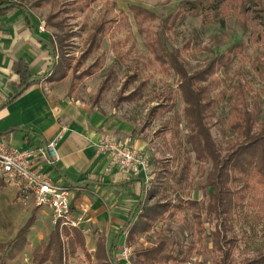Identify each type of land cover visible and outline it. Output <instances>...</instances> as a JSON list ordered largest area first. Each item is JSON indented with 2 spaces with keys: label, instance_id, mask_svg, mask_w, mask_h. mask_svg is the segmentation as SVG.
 Returning <instances> with one entry per match:
<instances>
[{
  "label": "rangeland",
  "instance_id": "1",
  "mask_svg": "<svg viewBox=\"0 0 264 264\" xmlns=\"http://www.w3.org/2000/svg\"><path fill=\"white\" fill-rule=\"evenodd\" d=\"M182 1L93 0L88 9L76 14L66 10L71 0H50L44 4L40 13L44 28L54 41L67 37V40L62 42L66 44L69 55L67 63L71 67L65 76L69 95L80 100L89 109L95 108L102 114L116 119L118 126L124 128L126 134L139 139L140 147L150 154L151 160L147 189L152 186L162 187L164 182L165 193L172 202L178 195L193 200L201 199L200 185L204 177L195 172L194 155L186 142L188 130L183 118V104L179 96L176 75L173 72L162 71L156 62L151 61V56L144 46L146 32H141L137 26L128 8L130 4L142 6L156 13L157 19L149 25L144 23L142 28L148 25L150 30L161 34L170 49L179 51L180 58L189 71L203 66L215 52H222L238 42L243 44L236 48L230 68L220 69L216 73L220 85L212 90L213 95L221 89L226 90L225 96L213 109L214 114L208 118L211 135L222 153L225 152L231 136L225 126L229 109L227 95L237 82L245 84L248 106L256 113V124L264 123V77L255 69L257 60H264V39L250 37L232 16L224 21L208 23L188 13L176 15ZM50 14H56L53 21L61 22L60 29L48 26L47 18ZM104 15L108 19H123L113 23L104 36L99 50L82 63L77 71L72 70L85 49L84 40L88 28ZM165 19L168 20L166 28L162 26ZM187 43L189 46L185 47ZM96 58L99 59L98 66L90 74L77 78L79 72ZM132 76L136 77L131 79ZM104 81H107V86L98 96V90ZM142 82H145V85L140 99L133 101L122 99ZM167 94L172 107L151 114L149 109L152 106L167 102ZM175 122H178L177 125ZM187 157H190L193 163L188 179L185 183L177 184L174 177L179 175ZM155 201L154 198L145 202L151 205ZM4 208V206L0 208V242L11 241L15 228H22L19 225L21 220H7L6 211L2 214ZM142 210L141 208L140 211ZM249 212L252 216L247 215ZM35 215V231L45 240L54 226L53 218L49 210L36 209ZM11 216H15L13 212ZM136 217L137 210L133 212L130 221ZM214 224L215 220L204 223V239L199 247L195 244L197 235L190 211L184 209L173 216H168L165 212L162 221L156 222L149 231L133 233L130 239L125 232L116 254L121 264H147L142 252L153 247L160 239H165L167 251H177L191 244L199 249L200 255L192 254L190 259L182 264H211V253L208 250L211 245L209 233L214 229ZM227 236L233 238L228 264H239L244 259L254 256L259 250L264 249V211L250 207L245 208L243 212H236ZM109 243L108 241L107 244ZM125 246L128 252L122 255L121 249ZM0 254L5 257L7 251ZM88 262L87 256L79 248H75V251L67 256V264Z\"/></svg>",
  "mask_w": 264,
  "mask_h": 264
},
{
  "label": "trees",
  "instance_id": "2",
  "mask_svg": "<svg viewBox=\"0 0 264 264\" xmlns=\"http://www.w3.org/2000/svg\"><path fill=\"white\" fill-rule=\"evenodd\" d=\"M92 1L71 0L68 4L69 8L66 10L80 14L90 7ZM47 2L50 0H36L32 5L41 6ZM8 4L11 7L22 8V4L18 2ZM128 8L140 31L146 32L144 46L151 56V61L156 62L162 71L173 72L176 75L179 96L183 104V118L188 130L186 142L190 146V152L194 155L195 172L204 177L200 185L202 198L193 200L178 195L172 202L169 195L165 193L164 182L162 187L152 186L149 190H143V194L140 195L136 203L138 204L136 207L137 217L120 228L119 237L115 243L116 237L112 239L110 244H107L103 236H98L95 251L91 255L86 250L85 238L80 229L60 227L59 223H55L47 240L31 250V263L67 264L68 254L73 253L75 248H79L87 256L88 264H121L118 254H116L120 247L118 241L121 235L126 232L130 239L133 233L147 232L156 222L162 221L165 212L168 216H173L175 213L187 209L193 218L194 230L197 235L195 244L199 247L204 239V223L215 220V227L209 233L210 261L211 264H228L233 238L228 237L227 232L231 228L233 215L250 207L264 211V123L256 124V113L248 106L245 84L237 82L227 95L229 109L225 126L230 131L231 136L224 153L214 141L208 124V118L214 114L213 109L226 94V90L223 89L214 95L212 94V90L220 85L216 73L220 69L228 70L230 68L236 48L243 44L238 42L222 52L217 51L203 66L189 71L181 60L179 51L170 49L162 35L153 32L148 27L157 19L156 13L135 4H130ZM185 13L192 17H200L202 21L208 23L224 21V19L232 16L250 37L264 39V0H183L176 15ZM55 15L50 14L48 16L47 24L50 27L60 29L61 22L53 21ZM27 17L31 22L29 14ZM122 19H108L104 15L88 28L84 40L85 49L81 52L72 70L77 71L82 63L99 50L107 31L113 23H118ZM167 21L166 19L162 21L164 28H166ZM144 23L148 25L142 28ZM65 40H67L65 36L58 41H54L52 36L47 40L48 45H51L54 50L56 62L52 67L50 64L42 78L36 82L42 79L58 82L65 78L67 70L71 69L70 64L67 63L69 55L66 51V44L62 42ZM188 46L187 43L185 47ZM98 61L99 59L96 58L76 77L80 79L90 74L98 66ZM255 69L260 76L264 77V60L258 59ZM15 72L19 78L18 89L35 78L29 73L26 62L22 60L16 62ZM135 77L132 76L131 79ZM106 83L107 81H104L100 86L98 96L106 88ZM30 85L26 86L20 93ZM144 85L145 82L138 84L122 99L127 101L140 99ZM20 93L15 96L12 95L10 99L15 98ZM169 100L167 94V102L155 104L149 109L150 113L153 114L160 109H170L172 104L168 102ZM177 123L175 122L176 125ZM192 165L190 157H187L179 175L174 177L177 184L187 181ZM207 167L208 169H206ZM145 198L146 200L155 198L156 201L148 205ZM141 208L142 211H140ZM247 215L252 216L251 212ZM33 220L34 217L31 216L13 240L0 242V253L7 251L5 257L0 254V264H10L23 249L26 241L25 234ZM204 247L207 248V246ZM166 248L167 241L160 239L153 247L142 252L143 259L147 264H182L187 262L192 254H201L199 249L192 244L177 251H167ZM239 264H264V249L259 250L254 256L244 259Z\"/></svg>",
  "mask_w": 264,
  "mask_h": 264
},
{
  "label": "crops",
  "instance_id": "3",
  "mask_svg": "<svg viewBox=\"0 0 264 264\" xmlns=\"http://www.w3.org/2000/svg\"><path fill=\"white\" fill-rule=\"evenodd\" d=\"M35 1L0 0V5L21 3V7L26 10L16 6L0 9V142L34 151L33 164L40 167L53 182L70 187L71 208L74 211L86 210L87 232L83 235L86 250L92 255L98 236H103L106 243H111L120 228L127 223L142 189L147 190L148 182L142 176H126L113 167L108 156L97 151V141L104 134H112L132 146L141 147L139 139L126 134L125 129L118 126L116 119L95 108L89 109L80 100L69 95L66 78L58 82L42 79L10 99L18 89L19 78L15 72L18 60L26 62L33 77L45 73L51 64L47 48V40L51 36L40 18L45 3L33 6ZM27 14L30 15L31 22ZM40 26L43 30L39 29ZM56 106L61 111L59 119L54 112ZM52 139H57L59 156L53 165L37 152L39 147ZM1 206L5 207L2 214L6 211L7 220L22 221L19 223L20 227L31 216L34 217L25 234L23 249L11 261V264H32L31 250L47 240L35 231V211L49 209L35 207L32 203L23 205L17 202L15 189L2 181L0 208ZM12 212L14 217H10ZM19 229L15 228L12 240ZM94 231L97 232L94 234ZM123 235L119 238V245Z\"/></svg>",
  "mask_w": 264,
  "mask_h": 264
},
{
  "label": "built area",
  "instance_id": "4",
  "mask_svg": "<svg viewBox=\"0 0 264 264\" xmlns=\"http://www.w3.org/2000/svg\"><path fill=\"white\" fill-rule=\"evenodd\" d=\"M43 30V27H39ZM59 119L61 111L54 107ZM57 139L47 141L37 152L49 163L58 160ZM98 152L108 156L110 164L126 176H142L148 179L150 154L142 149L121 141L112 134L102 135L96 144ZM34 151L18 149L0 142V181L14 188L17 202L35 207H46L50 210L53 223L60 227H75L87 232L86 210L74 211L71 208L72 191L69 186L53 182L40 167L33 164ZM128 248L121 249L126 255Z\"/></svg>",
  "mask_w": 264,
  "mask_h": 264
},
{
  "label": "water",
  "instance_id": "5",
  "mask_svg": "<svg viewBox=\"0 0 264 264\" xmlns=\"http://www.w3.org/2000/svg\"><path fill=\"white\" fill-rule=\"evenodd\" d=\"M8 7H10V4H3V5H0V9H4V8H8ZM22 9H23V11H25V8L22 7ZM47 48H48V50H49V52H50V55H51V67H52V66L55 64V62H56V59H55V56H54V50H53V48L51 47V45H48V44H47ZM44 74H45V73H43V74H41V75H39V76H37V77H35V78L29 80L27 83H25L24 85H22V86L17 90V92H16L15 94H13V96H15L16 94L20 93V91H22V90H23L26 86H28L29 84H32V83H34V82L40 80ZM70 184L73 185V186H77V185H78L77 183H70ZM143 190H144V188L142 189V194H143ZM137 205H138V204H136L135 207L132 209V212L130 213V215H129L128 219H127V223L130 221L131 216H132L133 212L136 210ZM118 237H119V234L116 236V238H115V240H114V243L118 240ZM115 264H117V263H115Z\"/></svg>",
  "mask_w": 264,
  "mask_h": 264
}]
</instances>
